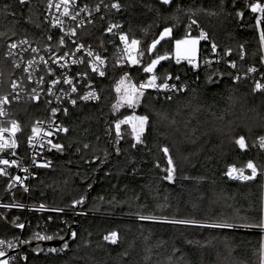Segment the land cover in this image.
<instances>
[{"label": "trees", "instance_id": "16d2710c", "mask_svg": "<svg viewBox=\"0 0 264 264\" xmlns=\"http://www.w3.org/2000/svg\"><path fill=\"white\" fill-rule=\"evenodd\" d=\"M107 1L121 5L125 29L138 41L139 62L111 63L97 82L100 101L62 117L67 131L56 143L62 147L50 151V165L32 183L31 200L75 206L87 214L72 218L76 238L68 249L57 254L26 249L23 264H264V228L258 226L264 222V153L257 148L264 136V89L240 77L250 67L264 73V11L261 22L252 11L257 3L264 8V0ZM45 2L0 0V60L11 39L45 34ZM95 28L90 37L101 32ZM166 28L170 36L150 52ZM200 30L206 38L199 41L198 56L215 57L213 45L219 54L212 65L193 70L174 59V43L189 32L198 37ZM157 56L166 58L156 71L179 76L185 90L168 98L146 89L137 105L118 108L117 83L130 78L129 70L137 80L148 77L144 68ZM15 111L26 131L40 115L29 103ZM134 114L147 117L140 142L128 123H120ZM241 136L245 151L236 143ZM248 161L259 171L256 178L226 176L229 166L244 168ZM8 216L23 218L20 212ZM178 220L233 227L201 230ZM44 221L47 216L32 213L26 234ZM112 232L115 243L104 239ZM18 233L0 215V238Z\"/></svg>", "mask_w": 264, "mask_h": 264}, {"label": "built area", "instance_id": "2783aa9c", "mask_svg": "<svg viewBox=\"0 0 264 264\" xmlns=\"http://www.w3.org/2000/svg\"><path fill=\"white\" fill-rule=\"evenodd\" d=\"M49 2L50 0L45 2L44 21L47 29L45 34L38 39L29 37L11 39L5 48L4 60H0V98L5 96L8 98V103L0 105L5 112V115L0 116V128H11L12 121H15L20 128V131L16 132L14 137L17 147L0 151V159L17 161V164L11 166L0 164V168L5 169V173L0 174V183L4 186V194L0 197V215L6 223L19 231L16 236L11 238H0V241L5 242L0 245V251L5 254L14 252L9 257V264H23L26 261L28 254L24 247L28 241L46 242L64 238L72 228V218L87 214L86 210L75 206H56L44 202H33L31 200L32 183L39 177V170L50 165L49 153L53 148L52 144H56L63 133L62 117L79 105L95 104L100 101L101 92L97 87V82L106 77L111 63L130 67L135 64L132 63L130 57L137 61L139 59L137 48L131 46L132 40L125 29L121 8L119 10L112 8L113 3L107 0H75L74 4L70 0V15L62 16L63 7L59 11L54 6L49 9ZM51 2L54 5L59 0H51ZM257 4L262 8L260 3ZM85 7L86 10L81 11ZM262 12L257 11L259 22L262 20ZM73 15L76 16L75 20L71 18ZM54 17L63 21L62 27L53 26ZM112 25H118V27L109 32L108 29ZM93 27L101 32L97 33L98 36L90 37L89 34H92L93 31L90 29ZM73 29H75V35H71ZM122 35L127 36V42L121 40ZM205 36V33L200 30L198 38L202 40L206 38ZM61 37L64 39L62 45L60 44ZM24 40L28 43L21 44L20 42ZM12 43H16L17 48L11 49L10 45ZM80 45H83V47H80L77 51ZM33 48L38 49V51L33 52ZM89 50L93 53L92 57L87 55ZM216 53L219 54V51L218 47L215 46L213 48L215 57L198 56L197 59L182 61L193 70H197L200 67L212 65L216 59ZM97 55L103 59L104 63L102 65L95 60ZM41 57L47 63L41 61ZM61 57L63 58L60 59ZM54 59L57 62H53ZM73 60L81 62L73 63ZM29 61H35L31 68H29ZM93 64L97 66L98 71L92 70ZM25 68H28L27 72ZM249 69H255V71L251 72ZM249 69L242 72L240 77L249 78L255 83V86L257 83L264 86V73H261L257 67H250ZM100 71H103V76L99 74ZM147 73L148 77L137 80L129 70V79L131 80L129 91L131 95L134 96L143 90L151 89L157 95L162 94L165 97L172 98L185 90L186 85L180 80L179 76H172L171 74L162 76L156 69ZM152 76H156L155 83L157 87L141 89L140 85L147 84ZM41 78H43V82H41ZM65 79L71 80L72 83H64ZM54 80H59V83L53 84L52 81ZM13 82L17 85L16 89L12 87ZM165 83L168 85L167 88L161 86ZM133 86L136 89L135 93H133ZM73 87L76 88L75 92L72 91ZM33 89H35V92H33ZM261 89H264V87ZM89 93H94V98L82 99ZM37 96L38 99L35 98ZM25 103L36 105L40 114L32 122L28 131L20 125L19 119L15 115V106ZM53 109H56L55 113H53ZM33 127H38L41 131L40 135L36 136L30 144L29 137L33 136ZM49 131L52 132L51 136L44 135L45 132ZM3 135L9 140L13 138L9 132H4ZM41 137L43 138V146H41ZM260 138H258L257 148L264 153V147L260 146ZM49 140L52 142L51 144L48 143ZM245 142L248 147L246 138ZM247 147L245 149L239 148L245 151ZM13 153L15 154L13 155ZM231 167H235L237 170L243 169V175L245 176L251 175V169L246 166L244 168L229 166L226 171L228 178L230 177L227 172ZM24 169H27V171H24ZM258 174L257 169L254 178ZM235 175H239V172L234 173ZM16 176L21 177V181H16ZM13 212L22 213V220H10L8 215ZM32 213L47 216L48 221H44L26 234ZM58 217L59 220L56 219ZM53 224L57 226L52 229ZM19 225H23V227H19ZM66 228H68V231L66 235L62 236L61 231ZM39 237H52V239H39ZM9 242L12 247L8 246ZM52 249H55V251H52ZM62 251L58 246H48L44 250L47 254H57Z\"/></svg>", "mask_w": 264, "mask_h": 264}, {"label": "snow or ice", "instance_id": "6c2138e0", "mask_svg": "<svg viewBox=\"0 0 264 264\" xmlns=\"http://www.w3.org/2000/svg\"><path fill=\"white\" fill-rule=\"evenodd\" d=\"M20 2L23 4V3H25V0H20ZM74 2H75V0H71V3L74 4ZM162 2H163L164 4H168V3L171 2V0H162ZM69 3H70V0H59V2H57V3H55V4L53 5V3H52L51 0H50L48 7H49V9H51V8L54 6V7L56 8L57 11H59V10L61 9V7H63V11H62L61 15H62V16H69V15H70ZM111 7L114 8V9L119 10V8L121 7V5L117 2V3H113V4L111 5ZM84 10H86V7H85V9H81V11H84ZM97 10H98V9H97ZM258 10H259V11H264V8H261L259 4L253 5V7H252V11H253V12H256V11H258ZM77 15H78V13H77ZM71 18H72L73 20H75V19H76V16L73 15ZM53 19H54V21H55L54 24H53V26H61V27H62V25H63V21H62L61 19H59V18H57V17H54ZM193 23H195V21H193ZM115 27H118V25H112L111 27H109L108 31L111 32L112 29L115 28ZM170 31H171L170 29H165L164 33L161 34V39H163V37H164L165 35H168V34L170 33ZM71 35H75V29H73V30L71 31ZM49 39H51V37H49ZM121 40H124L125 42H127V36L122 35V36H121ZM261 40L264 41V32L261 33ZM20 43H21V44H26V43H28V42H27L26 40H24V41H21ZM63 43H64V39H63V37H61V39H60V44L62 45ZM157 43H159V41H155V42L151 45V48L154 49ZM181 43H188V41H178V42H177L178 54H179V45H180ZM191 43L195 44L196 41H192ZM137 44H138V41H136V40H132V41H131V46H135V45H137ZM80 47H83V45H80V46L77 48V51H79ZM10 48H11V49H15V48H17V44H16V43H12V44L10 45ZM213 48H215V45H213ZM32 51H33V52H37L38 49L33 48ZM10 54H11V53H10ZM87 55H88L89 57H92V56H93L92 51L89 50L88 53H87ZM62 58H63V57H61L60 59H62ZM165 58H166V57H160V58H158V59H154V60H152L151 63H150L147 67L144 68V71H145V72H149V73H150V72H153L155 66L160 62V60H161V59H165ZM40 59H41V61H44V58H43V57H41ZM130 59L132 60V63H138V62H139V61H137L136 59H134V58H132V57H130ZM95 60L98 61L100 65H102V64L104 63L103 59H101V57H100L99 55H97V56L95 57ZM53 62H57V61L54 59ZM72 62H73V63H78V62H81V61L73 60ZM190 62H191V60H190ZM33 63H35V61H29V68L32 67V64H33ZM44 63H47V61H44ZM61 67H63V65H61ZM233 67H235L234 64H233ZM92 70H93V71H98V68H97V66H96L95 64H93ZM25 71L27 72V71H28V68H25ZM249 71L254 72L255 69H249ZM99 74H100L101 76L104 75L103 71H100ZM155 81H156V76H152L151 79L148 81V83H147V84H141V85H140V88L143 89V88H145V87H157ZM41 82H43V78H41ZM52 83H53V84L59 83V80H54V81H52ZM64 83L71 84L72 81H71V80H67V79H65V80H64ZM121 83H123V81H121ZM161 86H162V87H165V88L168 87V85H167L166 83L163 84V85H161ZM12 87H13V89H16L17 85H16L15 82H13ZM262 87H264V86H262L260 83H257V84H256V88H257V89H261ZM117 90L119 91V89H117ZM72 91L75 92V91H76V88L73 87V88H72ZM33 92H35V89H33ZM135 92H136V89H135V86H133V93H135ZM140 94L142 95V92H141ZM94 95H95L94 93H89V94L85 95L84 97H82V99H84V100H88V99L94 98ZM35 98L38 99V96L35 97ZM133 99H134V96L128 98V103H129L130 105L133 103ZM6 103H8V98H7L6 96L3 97V98H0V105L6 104ZM73 103H75V101H73ZM52 111H53V113H55L56 109H53ZM3 115H5V112H4L3 108L0 107V116H3ZM137 119H139L140 122H141V131H142V130H143V125H144V123H146V121H147V117H139V118H137ZM127 122H128V121L125 120V121H121L120 123H127ZM120 123H117V124H116V131H117V135H118V136H119V134H120ZM58 130H59V129H58ZM62 130H63V131H67V129H62ZM18 131H20V128H19V125H17L15 121H12V122H11V128H0V151H3L4 149H15V148L17 147V142H16V140L14 139V137H15L16 132H18ZM40 131H41V130H40L38 127H33V128H32L33 136L29 137V143H30V144L33 142V139H34L36 136L40 135ZM133 131H134V132L136 131L135 126H134V128H133ZM4 132H9V133L11 134V137H13V138H12L11 140L6 139V138L4 137V135H3ZM44 135H46V136H51V135H52V132H50V131H49V132H45ZM136 139H137V141L139 142V140H140L139 133L137 134ZM48 143L51 144L52 142L49 140ZM236 143L239 145V147H240L241 149H245V148L247 147L246 142H245V138H244L243 136H241L238 140H236ZM41 146H43V138H42V137H41ZM260 146H261V147H264V137H261V138H260ZM52 147H53V148L60 149L62 146H61V145H57V144H52ZM163 151L165 152V154H167L168 149H167V148H164ZM14 154H15V153H13V155H14ZM34 163H35V161H34ZM168 163H169V165L172 164V160H171L170 157H169ZM0 164L11 166V165H15V164H17V161H9V160H7V159H0ZM43 166H46V165H43ZM246 167H247L248 169H251V175H250V176H245V175H243V169L237 170L235 167H231V168H229V170H228V172H227V175H228L230 178H233V179H241V180H249V179H253V178L256 176V174H257V168H256V165L253 164V163L250 161V162H248V164L246 165ZM24 171H27V169H24ZM173 171H174V169H172V168H169V169H168V176L166 177V179H168V180H171V179H172V173H173ZM237 172H239V175H235V176H234V173H237ZM4 173H5V169L0 168V174H4ZM15 180H16V181H21V177L16 176V177H15ZM77 203H82V201H78ZM176 223L194 224V223H196V221H176ZM210 226H211V227H229V228L233 227V225H230V224H224V223H221V224H215V225H210ZM251 226H252V225H248V227H251ZM258 226L264 228V222H262V223H261L260 225H258ZM19 227H23V225H19ZM73 235H74V234H73ZM39 239H52V237H39ZM104 239H105V240H110L111 242L115 243V242H116V239H117V233H116V232H112L110 235L105 236ZM4 243H5L4 241H0V245H3ZM8 246H9V247H12V244L9 242ZM65 247H66V245H65ZM52 251H55V249H52ZM4 255H5V253H4L3 251H0V256H4ZM0 264H8V261H7V260H0Z\"/></svg>", "mask_w": 264, "mask_h": 264}, {"label": "rangeland", "instance_id": "374dc122", "mask_svg": "<svg viewBox=\"0 0 264 264\" xmlns=\"http://www.w3.org/2000/svg\"><path fill=\"white\" fill-rule=\"evenodd\" d=\"M166 29H169V28H166ZM164 31H165V29L162 31V33H164ZM161 34L155 41H159L160 42L162 40L161 39ZM170 34H171V31H170V33L168 35H165L163 37V39L166 38V37H169ZM155 41H153L151 43V45ZM178 41H188V43H181L179 45V54H178V47H177V42ZM192 41H196V43L193 44V43H191ZM199 41H200V39L198 37H196V36H186V37H184L182 39L176 40L175 43H174V53H173L174 59L175 60L197 59L198 58V54H199ZM151 45H150V52H152L154 50L153 48H151ZM134 47H137V45H135ZM160 57H164V56H157V57H154L152 60L158 59ZM142 58H144V53L141 54V58L140 59H142ZM162 60L163 59H161L160 62ZM157 65L155 66L154 70L156 69ZM121 81H123V83H121ZM130 84H131V80L129 78H123L122 80H120L119 83H117L116 90L119 89V91L117 90V93H118L117 107L118 108L123 107V106H135V105H137L139 103V100L142 97L140 95V93H138L137 95H134L133 103L131 105L128 103V98L129 97H133V95H131L130 91H129ZM139 117H141V116L134 114V115H131V116H128V117L124 118L123 121H125V120L128 121L127 123L130 126L132 137L134 138L135 141H137L136 136L139 133V136H140L139 142H140V141H142V135H143V133L145 131L147 122L144 123L143 130L141 131V122H140L139 119H137ZM134 126H135V129H136L135 132L133 131ZM174 222H176V221H174ZM180 224H182V223H180ZM183 224H186V223H183ZM215 224H218V223L196 222L194 224H189V226L199 227L201 230H210V229L223 230L224 227H211L210 226V225H215Z\"/></svg>", "mask_w": 264, "mask_h": 264}, {"label": "water", "instance_id": "95a60500", "mask_svg": "<svg viewBox=\"0 0 264 264\" xmlns=\"http://www.w3.org/2000/svg\"><path fill=\"white\" fill-rule=\"evenodd\" d=\"M188 36H191V32L188 33ZM75 238H76V234L74 230L71 228L64 238L54 240V241H46V242H38V241L31 240V241H28V243L25 245L24 248L36 254L42 253L45 250V248L48 246H58L62 250H66L70 247V245L75 240ZM13 254L14 252H11V253L5 254L4 256H0V260L8 261L9 257L12 256Z\"/></svg>", "mask_w": 264, "mask_h": 264}]
</instances>
